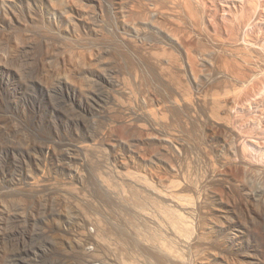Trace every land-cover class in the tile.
Masks as SVG:
<instances>
[{"label":"rangeland","instance_id":"rangeland-1","mask_svg":"<svg viewBox=\"0 0 264 264\" xmlns=\"http://www.w3.org/2000/svg\"><path fill=\"white\" fill-rule=\"evenodd\" d=\"M0 264H264V0H0Z\"/></svg>","mask_w":264,"mask_h":264},{"label":"bare ground","instance_id":"bare-ground-1","mask_svg":"<svg viewBox=\"0 0 264 264\" xmlns=\"http://www.w3.org/2000/svg\"><path fill=\"white\" fill-rule=\"evenodd\" d=\"M152 236H153V235H152ZM153 237H154V236H153ZM149 238L151 239V241H154V239H152V237H151V236H150ZM150 239H148V240H150Z\"/></svg>","mask_w":264,"mask_h":264}]
</instances>
